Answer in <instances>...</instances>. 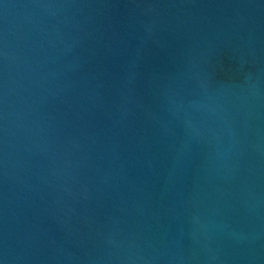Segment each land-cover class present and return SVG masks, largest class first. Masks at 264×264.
Wrapping results in <instances>:
<instances>
[{
  "label": "water",
  "instance_id": "obj_1",
  "mask_svg": "<svg viewBox=\"0 0 264 264\" xmlns=\"http://www.w3.org/2000/svg\"><path fill=\"white\" fill-rule=\"evenodd\" d=\"M0 264H264V0H0Z\"/></svg>",
  "mask_w": 264,
  "mask_h": 264
}]
</instances>
